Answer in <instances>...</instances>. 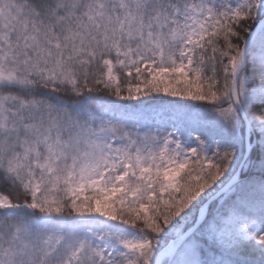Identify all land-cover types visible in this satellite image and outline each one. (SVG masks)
Instances as JSON below:
<instances>
[{"label":"snow or ice","instance_id":"obj_1","mask_svg":"<svg viewBox=\"0 0 264 264\" xmlns=\"http://www.w3.org/2000/svg\"><path fill=\"white\" fill-rule=\"evenodd\" d=\"M0 264H264V0H0Z\"/></svg>","mask_w":264,"mask_h":264}]
</instances>
